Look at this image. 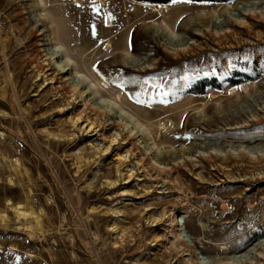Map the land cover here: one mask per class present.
I'll list each match as a JSON object with an SVG mask.
<instances>
[{
	"label": "rangeland",
	"instance_id": "rangeland-1",
	"mask_svg": "<svg viewBox=\"0 0 264 264\" xmlns=\"http://www.w3.org/2000/svg\"><path fill=\"white\" fill-rule=\"evenodd\" d=\"M147 1L0 0V264H170L177 255L155 241L165 235L163 214L174 211L181 212L178 228L186 226L202 245L190 250L184 264H198L195 253L205 264L227 262L264 240V183L203 186L181 167L169 172L164 189L153 187L148 174L137 181L141 170L125 158L130 146H120L116 129L106 127L105 119L91 129L76 122L81 103L57 101L53 88L59 84L49 80L60 76L52 67L49 76L34 68L41 64L40 50L60 48L73 76L107 87L92 97L125 113L129 127L140 130L134 148L141 160L155 152L168 164L185 151L199 160L202 152L209 158L195 173L204 174L215 150L227 155L221 165H255L232 159L227 147L246 146L248 139L264 145V114L260 108L245 114L248 96L264 104V23L243 16L247 7L264 14V0ZM229 9L247 24L227 17ZM165 24L183 42L177 56L151 39L150 25ZM123 33L121 45L115 43ZM125 56L153 69L128 67ZM162 123L166 128L160 129ZM242 125L244 130H230ZM209 142V149L196 146ZM211 180L217 181L204 176Z\"/></svg>",
	"mask_w": 264,
	"mask_h": 264
},
{
	"label": "bare ground",
	"instance_id": "bare-ground-1",
	"mask_svg": "<svg viewBox=\"0 0 264 264\" xmlns=\"http://www.w3.org/2000/svg\"><path fill=\"white\" fill-rule=\"evenodd\" d=\"M231 11L232 9L227 10V13H228L227 17L229 18L230 16L234 17L235 20L233 21L237 25L247 24L244 21H242V19L238 18L239 17L238 14L232 13ZM244 13H245L243 14L244 17L246 18L248 17L251 19H259V21H263L262 23H264V14L261 11H257V8L253 9L251 7H247L244 10ZM213 22L214 24H219L221 21L217 23L214 19ZM150 31L152 35L151 39L152 40H162L163 43L160 44L159 47H163V48L168 47L167 52H170L174 56H177L176 54L177 52L179 53L180 51L184 50V49H181L183 47V42L180 40L181 37L176 35L173 31H171L166 24L164 25L163 29L158 28L157 26L152 27L150 25ZM106 32H110V31H106ZM207 33L208 34L210 33L209 30H207ZM197 34L199 33L197 32ZM224 34H230V31L227 30L225 32H222L221 34L212 33L214 37H217V36L221 37ZM39 35L40 34H38L37 36ZM124 35L125 33L117 35L116 36L117 40L115 39L116 40L115 43H118V44L120 43L121 45ZM94 42H95V39L91 41V45H93ZM44 46H50V44H43V45H40L39 47L44 48ZM110 47H112L111 49H113L112 44L107 43L106 45L107 50H109ZM116 47H118L117 44H116ZM122 47H124L125 51L128 50L127 48H125V46H122ZM131 47L132 45L130 43L129 48L131 49ZM39 55H40L41 64L40 65L35 64L34 68L36 72L49 76L48 73L51 71V67H52V70L53 69L55 70V72L57 73V76H60V78L57 79L56 81H54L53 79L49 80L50 85H54L56 83L59 84V87L54 86L53 88L55 94L58 96V99L56 100L57 101L61 100L63 103H65L66 101L71 99V102L73 100V101H76V104L81 103V105L83 106V110L79 114L75 115V119H76L75 121L77 122V121L84 120L85 124H87V126H89L91 129L95 127L99 128L97 119H105L106 127H110L111 129H116L117 131L116 135L122 140V143H120V146H123V145L130 146V149L128 150L125 158L129 159L132 157L134 160H136L135 165L138 168L137 171L141 170V171H138V173L136 174L137 181H143V179L137 178V175H142L143 173L148 174L147 175L148 179L149 180L151 179L150 181L155 184L153 185V187L155 186V187L164 189L166 186L170 184V181L167 180L169 177V172L174 170L173 167H178V168L181 167L185 171L189 170L190 168V171L192 172L191 174L194 176V179L203 186L208 185L210 187H221L226 182L232 183V184L240 183V182H253L257 184L264 183V145L262 146L255 145V140H252V139H248L247 141L244 140V143L246 144V146H242L241 145L242 143H240L238 147L230 145L227 148H228V155L232 159L240 160L242 157H244L251 163L255 164L253 166H247V167L240 166V167L233 168V167H227V166L221 165L220 163L223 160H226L227 155L221 154L215 150H212L213 152L209 155L214 156L215 160H218L219 162L215 163V160H213L214 164H211L210 170L206 171L207 173H205L204 171L203 172L204 174L195 173L197 169L201 168L199 166V164L201 163V160L205 161L207 158H209L207 154H204L202 152H197L196 158L199 159L197 160V159H193L195 157H190L189 152L185 151L183 155H181L182 160L176 156H171L170 157L171 162H169L168 164L162 162V159H164V157L162 155H157L155 152L152 153L153 156L151 158L148 157L149 154H146V156L148 157L147 159H142V160L139 159L138 154L135 153L136 148H134V145L135 147L139 148V143H138L139 141H137L135 136L140 133V130L138 129L136 130L135 128L133 129V127H129V122H131L132 120L130 118H127L128 116L125 113L120 114L116 111V109L111 104L108 103L109 105H107L105 104V102H97V100H95L92 97L93 95L96 96L98 91H105L107 87L99 83L92 82L86 76L82 77L76 74L73 76L72 71H71L72 67L68 63L61 60L62 51L60 48L53 49L52 47H50V49L46 52V54L44 51L40 50ZM121 60L123 61L124 65L128 67H133L134 65H137L138 69H141V68L144 70L153 69V67L148 65V62L144 63L139 58H132L131 56H125V57H122ZM45 61L48 63L45 65L46 69H44L45 66H42L43 68H41L42 63ZM172 64L178 65V60L174 61ZM89 65H90V61L85 60V70H87V66ZM241 89L242 91H245V88H241ZM236 94H237V91H232L230 95L236 96ZM119 98L120 97L117 96L116 100L118 101ZM247 100L250 102L251 106H250V110L246 112L245 114H250L251 111L257 108H260V110L264 114V104L262 106L261 102H259L258 100H255L253 97H250V96L247 97ZM0 106L3 107L1 104ZM148 117L152 118L153 115L150 114L148 115ZM126 119H128L129 121H127ZM254 122H259V120L255 118ZM246 126L247 125H242L239 127L238 126L232 127L230 128V130L241 131V130H244ZM106 127L104 126L103 129H106ZM159 127L160 129H163V128H166V125L162 123L159 125ZM134 131L136 132L134 133ZM138 136H142V135H138ZM115 140L116 138L111 140V142L112 143L116 142ZM248 143L249 144L251 143V145H249ZM209 144L203 143V144H197L196 146H198V149H207V148L209 149L210 146H213V144H210V145ZM212 149H216V147ZM185 150H188V149H185ZM257 158H260L261 160H257ZM154 159H156V161H153ZM143 160L148 162L149 164L148 167L146 166ZM123 161H125V159H123ZM171 163H173L172 167H169ZM147 168L149 169L151 168L152 171L149 172ZM161 175L166 176V178L162 177ZM205 175L207 176L212 175L214 179H217L218 182L213 181V180H211L210 183L204 181ZM219 176L222 177L224 180L219 179ZM131 177H133V174L129 176V178ZM246 191H250V190L246 189ZM123 196L124 195L122 196L119 195L117 196V198L123 197ZM186 200H187L186 197L177 198L176 202L181 203ZM252 208L253 207H250L249 209H252ZM21 209L22 207L18 206V208H16V211L21 210ZM151 210H152L151 207L149 209H146V211H151ZM166 213L163 214L164 219H167L166 223H164V226H163L165 235L161 238H157L155 241L157 243H162V244L160 245L153 244L152 246L158 245V247L164 250V248L168 245L169 248L166 247V249L168 250L166 254L170 256L177 255L176 259H173L170 262V264L187 263L188 261H186L185 258L189 257L188 253L190 252V250L196 249L197 247H201L202 245L197 242L195 243V241L187 235L188 232H187L186 226L183 225V228L182 227L178 228L179 226L177 225V219H178L177 214L181 212L174 211V214L169 213L165 215ZM19 216L21 218H25L29 216V214L25 212H19ZM233 223L234 221L228 222L226 224H233ZM159 225H161V223ZM197 227L201 230L200 225H198ZM203 244L209 245L211 247L215 246L211 242H208V241H203ZM194 255L197 258L198 264L207 263L205 262V259L201 257L202 255L201 253L199 255L200 257H198L196 253ZM238 258H241L242 260L237 261L236 259ZM215 263L216 264H221V263H225V264H264V240H261L259 243L252 245V247L248 249L246 254H244L243 256L233 257L231 260L227 262H221L220 260H218Z\"/></svg>",
	"mask_w": 264,
	"mask_h": 264
},
{
	"label": "trees",
	"instance_id": "trees-1",
	"mask_svg": "<svg viewBox=\"0 0 264 264\" xmlns=\"http://www.w3.org/2000/svg\"><path fill=\"white\" fill-rule=\"evenodd\" d=\"M172 0H150L151 3L154 4H166ZM138 2H148L147 0H138Z\"/></svg>",
	"mask_w": 264,
	"mask_h": 264
},
{
	"label": "snow or ice",
	"instance_id": "snow-or-ice-1",
	"mask_svg": "<svg viewBox=\"0 0 264 264\" xmlns=\"http://www.w3.org/2000/svg\"><path fill=\"white\" fill-rule=\"evenodd\" d=\"M93 2H95V0H93Z\"/></svg>",
	"mask_w": 264,
	"mask_h": 264
}]
</instances>
